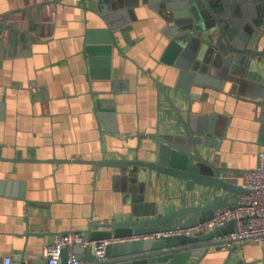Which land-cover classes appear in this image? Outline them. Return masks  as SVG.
<instances>
[{
    "label": "crops",
    "instance_id": "0c3cea01",
    "mask_svg": "<svg viewBox=\"0 0 264 264\" xmlns=\"http://www.w3.org/2000/svg\"><path fill=\"white\" fill-rule=\"evenodd\" d=\"M133 13V44L119 40L127 56L113 48L109 63L106 53H98L90 67L84 32L98 23L80 0H0V264L5 255L12 264L23 254L24 260L45 257L44 245L59 235L128 215L138 182L131 184L115 167L95 170L79 160L132 158L136 152L145 158L146 146L153 145L148 133L159 119L164 127L169 104L150 74L170 85L176 78L163 79L166 66L157 64L166 21L151 3ZM261 37L264 48V32ZM257 74L244 92L191 86L182 101L175 99L195 112L216 113L226 135L216 137V164L241 169L221 172L234 183L264 150L259 110L248 100L264 98V64ZM108 90L115 93L92 95ZM95 97L114 99V110L94 107ZM144 184V201L174 194L164 175L150 172ZM235 250L229 264H264L256 243ZM227 255L228 244L214 245L197 264H224Z\"/></svg>",
    "mask_w": 264,
    "mask_h": 264
},
{
    "label": "water",
    "instance_id": "95a60500",
    "mask_svg": "<svg viewBox=\"0 0 264 264\" xmlns=\"http://www.w3.org/2000/svg\"><path fill=\"white\" fill-rule=\"evenodd\" d=\"M80 1L96 16L98 23L84 32L83 51L90 67L96 63L98 53H106L109 63L113 48L127 56L119 46V40L123 39L127 45L133 44L130 36L135 19L133 9L140 3H151L166 21V43L157 64L166 66L163 79L169 80L172 75L176 77L174 84L170 85L150 74L167 99L169 109L164 127L159 119L154 131L148 133L153 145L146 146L145 158H139L136 152L132 158L103 155L97 160H79L92 163L95 170L99 166L115 167L131 184L138 182L135 195L128 200L131 208L126 217L91 222L85 234L90 239H104L189 227L210 218L216 209L234 205L237 195L249 190L241 183L221 177L222 171L241 169L216 164L215 155L219 149L216 137L226 138L225 130L222 132L217 124L216 113L195 112L190 103L184 107L175 99L182 101L183 95H189L191 86L219 88L223 92L225 89L232 95L236 93L234 90L244 92L250 89L251 76L258 75L264 64V48H259L264 32V0ZM256 33L258 36L254 38ZM103 76L110 77L109 71ZM182 81L184 91L179 92ZM248 100L259 110L258 140L264 142V98ZM93 103L97 109L114 110V99L95 97ZM150 172L157 177L166 176L174 194L169 196L166 192L159 202L144 201V183ZM233 230L234 222L230 221L203 233L112 242L106 246L105 260H97L90 247L76 246L74 259L80 261L78 264H186L191 256H198L193 263L197 264L211 246L220 248L231 241L228 234ZM235 248L234 245L228 246L224 264H229ZM24 257L23 254L19 264L48 263L42 255L28 256L26 260ZM60 262H68L66 248L61 250Z\"/></svg>",
    "mask_w": 264,
    "mask_h": 264
},
{
    "label": "built area",
    "instance_id": "2783aa9c",
    "mask_svg": "<svg viewBox=\"0 0 264 264\" xmlns=\"http://www.w3.org/2000/svg\"><path fill=\"white\" fill-rule=\"evenodd\" d=\"M256 162L255 166L244 169L240 174L241 184L249 192L238 194L234 205L216 209L213 215L204 221L189 227H175L165 231L104 239H90L82 232H66L59 235L54 242L44 245L43 255L48 259L47 264H62L60 253L63 248H66L68 253V262L65 264L80 263L74 259L76 246L90 247L97 260H105L108 243L149 237L158 238L172 234L203 233L230 221L234 222V230L228 234L231 238V241L227 243L228 246L234 245L242 249L247 242L256 243L263 249L264 261V150L257 152ZM1 264H12L11 256L5 255Z\"/></svg>",
    "mask_w": 264,
    "mask_h": 264
}]
</instances>
